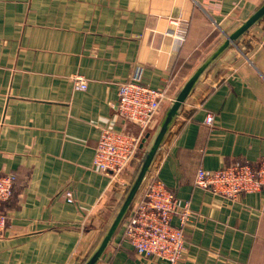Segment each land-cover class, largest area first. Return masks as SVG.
<instances>
[{
  "label": "crops",
  "instance_id": "1",
  "mask_svg": "<svg viewBox=\"0 0 264 264\" xmlns=\"http://www.w3.org/2000/svg\"><path fill=\"white\" fill-rule=\"evenodd\" d=\"M257 1L0 0V175L15 176L0 264L76 263L120 176L93 166L100 131L139 135L117 116L118 84L139 70L164 106ZM245 41L185 106L148 176L188 204L181 264H264V191L228 200L194 185L198 169L264 158V24ZM98 264L165 263L116 235Z\"/></svg>",
  "mask_w": 264,
  "mask_h": 264
},
{
  "label": "built area",
  "instance_id": "2",
  "mask_svg": "<svg viewBox=\"0 0 264 264\" xmlns=\"http://www.w3.org/2000/svg\"><path fill=\"white\" fill-rule=\"evenodd\" d=\"M72 82L75 90L86 89L87 82L82 76H75ZM166 99L164 90L141 83L139 70L130 79L118 84L117 116L124 124L136 126L139 135L102 129L94 149V168L112 177L124 172L134 162L144 136L151 129ZM204 121L212 125L213 116L206 115ZM14 181L13 174L0 175V205L11 198ZM194 185L228 200H234L240 194L264 191V158L256 165L235 162L213 171L198 169ZM65 197L68 202L73 201L71 192L67 191ZM190 218L187 203L181 205L159 180L148 177L117 235L138 256L165 264H181L185 250L184 227ZM6 221V213L0 210V237Z\"/></svg>",
  "mask_w": 264,
  "mask_h": 264
},
{
  "label": "water",
  "instance_id": "3",
  "mask_svg": "<svg viewBox=\"0 0 264 264\" xmlns=\"http://www.w3.org/2000/svg\"><path fill=\"white\" fill-rule=\"evenodd\" d=\"M264 21V0L252 8L200 59L173 97L163 106L144 139L134 164L120 186L108 212L76 264H98L117 235L174 125L189 101L200 91L217 67Z\"/></svg>",
  "mask_w": 264,
  "mask_h": 264
},
{
  "label": "rangeland",
  "instance_id": "4",
  "mask_svg": "<svg viewBox=\"0 0 264 264\" xmlns=\"http://www.w3.org/2000/svg\"><path fill=\"white\" fill-rule=\"evenodd\" d=\"M264 24V21L261 23V25L260 26H262ZM247 40V39H246ZM244 42H246V41H244ZM244 42H243V44H244ZM242 44L239 46V51H242ZM238 50H235V51H233L232 53H234V52H237ZM231 53V54H232ZM205 85V84H204ZM205 87V86H204ZM136 159V158H135ZM135 162V161H134ZM134 162L124 171V172H122L121 174H120V176L118 177V184H116V187H114L113 189H112V192L110 193V195L108 196V197H105L106 199L99 205V206H97L95 209H94V217H93V221H92V224L88 227V229H89V231H92V236H91V238L93 237V235H94V233L96 232V230H97V228L99 227V225H100V223L102 222V220H103V218L105 217V215H106V213L108 212V210H109V208H110V206H111V204H112V202H113V200H114V198H115V196H116V194H117V192H118V190H119V188H120V186L122 185V183H123V181H124V179L126 178V176H127V174L129 173V171L131 170V168H132V166H133V164H134ZM148 179V178H147ZM146 179V180H147ZM142 189V188H141ZM141 191V190H140ZM140 193V192H139ZM119 236V235H118ZM91 238H90V240H91ZM90 240H88V242L87 241H85L84 240V244L81 242V246H85L84 248H83V250L81 251V253L78 255V257H77V261L80 259V257L82 256V254H83V252H84V250H85V248H86V246H88V244H89V242H90ZM77 261H76V263H77ZM75 263V264H76Z\"/></svg>",
  "mask_w": 264,
  "mask_h": 264
}]
</instances>
